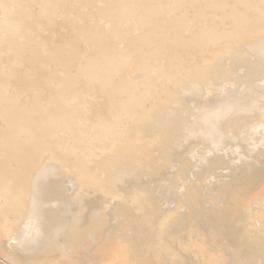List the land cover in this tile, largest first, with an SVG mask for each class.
I'll list each match as a JSON object with an SVG mask.
<instances>
[{"label":"bare ground","instance_id":"obj_1","mask_svg":"<svg viewBox=\"0 0 264 264\" xmlns=\"http://www.w3.org/2000/svg\"><path fill=\"white\" fill-rule=\"evenodd\" d=\"M32 1L0 38L56 99L3 93L0 264H264V0H75L86 59Z\"/></svg>","mask_w":264,"mask_h":264},{"label":"rangeland","instance_id":"obj_2","mask_svg":"<svg viewBox=\"0 0 264 264\" xmlns=\"http://www.w3.org/2000/svg\"><path fill=\"white\" fill-rule=\"evenodd\" d=\"M34 1H35V0H34ZM39 1H40V2H37V1L34 2V3H36V4H34L33 1H32L31 3H29V6L31 5L32 8H34V6L37 5L36 8H34L35 10L37 9V7H41V6H42L41 8H39V9L41 10L40 12H37V11H39V9H38L37 11H35V10L32 9V11L36 14L35 19H36V23L38 22L37 25H39L40 22H41V23H40L41 26L44 24V26H42V27H41L40 25H39L40 27L36 25L37 27L35 26L34 31H36V29H38V30L40 31L39 33H41V32L44 30V32H46V33H44V32L41 33V34L37 33L38 35H37V36H34V35H36L35 33L38 32V30H37V31L33 34V36H34L35 38H34L33 36H32V39L30 38V41L32 40L31 42L38 43V41H39L38 39L41 37L40 35H42V36H44L45 38H44V37H43V38L41 37L42 39H40V41L43 40V41H41L42 44L46 42V43H45V45H46V44H48V42H49V41H48L49 38H50V40H51V38H53V40H52L51 42H49V46L47 45L48 48H51L50 43H53L52 45H56L57 42L59 43V42L61 41L62 43H65V41H68V40L71 41V40L73 39L72 41L75 40V42H77V43L80 41L78 45H76L77 43H75V42L73 43V42L71 41L72 44H75V45L77 46L78 51H79V48L82 49V47H89V48H92L91 51H93V53L91 52V53H89V54H87V55L84 54L85 59L88 58L87 56H90V54L93 55V54H95L94 52H97V50L94 49V48L97 47V45H96V41H95L97 38L95 39V35H92L93 32H91V30H89V33H90L89 35H90V36L92 35V38H93L94 40L91 41L92 38H91L90 36H89V38H91L90 40H87V39H86L87 37H85V35L88 34V32H87L88 30L85 31V29H87L88 23H87V21L85 20V17H86L85 14H83V13L77 8V5H76L77 3L75 2V0H68V1H70V2L66 1L67 4H65V2H63V1H65V0H63V1H62V0H54V1H53V0H50V2L47 1V0H44V1L47 2V4H45V2H42L43 4H41V5L39 4L40 6L38 5V3H41L42 0H39ZM52 1H53L54 3H53ZM57 2H58V3H57ZM60 2H61V4L64 5V7H63V6H59ZM62 2H63V3H62ZM71 2H72V3H71ZM73 2H74V3H73ZM48 3H49L50 6H51L52 3H53V5H54L55 3H57L58 6H57L56 4H55V5H56L57 7H60L62 12L59 13V15H58V12L60 11V9L57 8L55 5H54V7H53V6H52V7H49ZM69 3H71L72 8H73L72 10H74V11L76 12V14H79V15H82V14H83L85 17L81 16V18H80V17H78L79 15H76V17L78 18V19H77L76 17H74L75 14H73V16H72L73 18H72V17L70 16V15H72V14H69L70 12L73 13V11H71V10L69 9L70 6H69L68 10H67V8H66V6H68ZM44 4L47 6V7H46V10L49 9L50 11H49V10L46 11L45 8L42 9L43 7H45ZM73 4H75V5H74L75 7H73ZM43 5H44V6H43ZM65 5H66V6H65ZM48 7H49V8H48ZM78 7H79V4H78ZM50 8H52V9H50ZM54 8H55V9H54ZM56 8H57V10L59 9L58 12H56V11H57ZM63 8H64V9H63ZM65 8H66V9H65ZM62 9H63L64 11L67 10V11H65L66 13H65ZM55 10H56V11H55ZM69 10H70V11H69ZM78 10H79L81 13H78V12H79ZM51 11H52V12H51ZM68 11H69V13H68ZM77 11H78V12H77ZM54 12L58 15L57 17H59V19L56 20V17L54 18V16L56 15ZM47 13H48V14H47ZM53 13H54V14H53ZM62 13H65V14L62 15ZM67 13H68V14H67ZM42 14H46V15H42ZM40 15H42L43 18L46 17V20H45V18L42 19V17H40ZM49 15H50V16H49ZM51 15H53V19H52V20H53V21L56 20L55 22L51 21V18H52ZM67 15H68V16H67ZM47 16H48V17H47ZM64 16H65V17H64ZM28 17H29V16H28ZM28 17L26 16V22H27V21H30V20L32 19V18L29 19L30 17H29V18H28ZM49 17H51V18L49 19ZM27 18H28L29 20H28ZM47 18H48L50 21H48ZM63 18H64V19H63ZM65 18H66L67 20H66ZM35 19L33 18L32 20L35 21ZM62 19H63V21H60V20H62ZM75 19H76V20H75ZM80 19H83V20H80ZM58 20H59V21H58ZM47 21H48V22H47ZM64 21H65V22H64ZM67 21H68V22H67ZM71 21H72V22H71ZM43 22H44V23H43ZM52 22H53V23H52ZM56 22H58V23H56ZM59 22H61V23H59ZM62 22H63V23H62ZM76 22H77V23H76ZM78 22H80V23H78ZM47 23H49L50 26H49ZM55 23H56V26H55ZM82 23H84V25H83ZM51 24H52V26H51ZM60 24H61V25H60ZM63 24H64V27H62ZM71 24H72V25H71ZM75 24H76V25H75ZM47 25H48V26H47ZM53 25H54L55 27H54ZM58 25H60V26H59V31H58V29H57ZM68 25H69V27H68ZM70 25H71V26H70ZM73 25H75V26H73ZM77 25H79L78 28H77ZM80 25H81V27H80ZM72 27H73L74 30L72 29ZM83 27H84L85 29H83ZM43 28H45V29H43ZM49 28H52V29H49ZM55 28H56V29H55ZM75 28H76V30H75ZM80 28H81V29H80ZM46 29H47V30H46ZM60 29H62V30H61V33H60ZM66 29H67V30L70 29V30H72V31H69V32H70V33H69V32H67V31H65ZM78 29H79V30H78ZM82 29H83V31H82ZM41 30H42V31H41ZM55 31H56V32H55ZM62 31H65V33L62 32ZM76 31H79V32H76ZM81 31H82V32H81ZM84 31H85L86 33H84ZM72 32H73V33L76 32V33H78V35L80 34V36H78L76 33L72 34ZM57 33H58V35H57ZM81 33H82V35H81ZM31 34H32V33H30V36H31ZM94 34H95V33H94ZM50 35H51V36L53 35V36L50 37ZM60 35H61V37H60ZM71 35H72V36H71ZM38 36H39V37H38ZM57 36H58V37H57ZM82 36H83V37H82ZM86 36H87V35H86ZM0 37H1V36H0ZM36 37H37V39H36ZM47 37H48V38H47ZM55 37H56V38H55ZM78 37H79V38H78ZM84 37H85V38H84ZM1 38H2V37H1ZM1 38H0V43H2V44H0V45H1V47L3 48V50H1L2 48L0 47V48H1V49H0V53L4 52V53H2V54H5L6 57H5L4 55L0 54V55H1V56H0V65H1V66H0V74H1V75H0V97L2 96V97H1L2 99L0 98V104H5V103L7 104L8 101H10V103H11L12 105H14L15 102H16V99H17V101H18L19 103H21L20 101H24V102H22V103L25 104V105L28 104V105H27L28 108H31V106L35 105V103H36V102L33 101V98L35 99V95H34V93H32V91H34V89H35V90L38 89V90H39V91L37 90L38 95H41L42 98L44 97V98L42 99V103H43L44 101H46L45 99H47L48 102H49L50 100H53V101L55 102V99H56L55 96H56V95L54 94V92H53L52 89H50V90H52V91H50V90L48 91V90H47V88L49 89V87L46 88V86H45L46 84H45L42 80L40 81L41 84H38V85H37V83H39V82H38V81L33 82V81H35V78H32V82H33V83L31 82V83H32V85H31V84L27 81V79H26V78H27L26 76H28L29 73L31 74V72L33 73V72L39 71L38 69H35L36 71H34V67H33V66H36V68H37V67H38V68L40 67V69H41V68H42L41 63H43V62H42V61H43V58L39 60L41 63H40V62H37V63H39V64H36V63H35V64H33V65H29V64H30L29 61H26L27 58H29V54H28L29 52L25 49V46H24L23 44H25V42L28 41V39H27L28 37H24V38H26L27 40H26V39L24 40V38H23V39H20V40L18 39V37L15 38V40H18V42H17V43H18V48H15V47H14V46H16V44H15L14 46H12V48L14 47L13 49H15V51L13 50L14 52L8 48V47L11 48V46H6V45H7V44H6L7 42L5 43V42L3 41V39H1ZM20 38H21V37H20ZM46 38H47L48 40H47ZM77 38H78V39H77ZM89 38H88V39H89ZM33 39H35L36 41H35V40L33 41ZM60 39H61V40H60ZM70 39H71V40H70ZM23 40H24V42H22ZM56 40H57V41H56ZM58 40H59V41H58ZM62 40H63V41H62ZM76 40H77V41H76ZM2 41H3V42H2ZM19 41H21L20 44H19ZM44 41H45V42H44ZM54 41H55V43H54ZM81 41H82V42H84V41H89L88 43H90L91 47L87 44V42H84V43L86 44V46H84L85 44H84V43H81ZM90 41H91V42H90ZM41 42H40V44H41ZM26 43H27V42H26ZM62 43H61V44H62ZM92 43L94 44V46H95V45H96V46H95V47L92 46ZM3 44H4V45H3ZM5 44H6V45H5ZM21 44H22V45H21ZM61 44H57V45H61ZM66 44H67V42H66ZM69 44H70V42H69ZM69 44H68V45H69ZM80 44H82V45H81L82 47L80 46ZM83 44H84V45H83ZM25 45H26V44H25ZM64 45H65V44H64ZM4 46H6L7 49H6V47H4ZM43 46H44V44H43ZM66 46H67V45H65V47H66ZM16 47H17V46H16ZM20 47H21V48H20ZM68 47H69V46H67V48H68ZM4 48H5V49H4ZM12 48H11V49H12ZM18 49L21 50V52H20L21 54L18 53V52H19ZM24 49H25V51H27L26 53L28 54V55L26 54V56H25L24 51H23ZM93 49H94V50H93ZM8 50H9V51H8ZM43 50H44V49H43ZM82 50H83V51H82ZM82 50H80V51L78 52L79 55L77 54L79 58L82 57V55H83L84 51L86 50V48H83ZM95 50H96V51H95ZM1 51H2V52H1ZM10 51H12V52L10 53ZM17 51H18V52H17ZM45 51H46V50H45ZM6 52H7V53H6ZM8 52H9L10 54H9ZM86 52L88 53V52H89V49H88V51L86 50L85 53H86ZM16 54H17V55H16ZM9 55H10V56L12 55V56L10 57ZM14 55H15V58H14ZM80 55H81V56H80ZM2 56L5 57V59H4ZM22 56H23V57H22ZM24 56H25V57H24ZM84 56H83V57H84ZM1 57H2V59H1ZM26 57H27V58H26ZM83 57H82V59H83ZM7 58H8V59H7ZM18 58H19V60H17ZM20 59H21V60H20ZM80 59H81V58H80ZM6 60H7V61H6ZM8 60H9V61H8ZM15 60H16V61H15ZM23 60H24V61H23ZM28 60H30V58H29ZM14 61H15L16 63H15ZM18 61H19L20 65H17ZM46 61H47V60L44 59V62H45V63H47ZM7 62H8V63H7ZM23 62H24V63H27V65L24 64ZM4 63H5V64H4ZM28 63H29V64H28ZM45 63H43V64H45ZM10 64H12V65H10ZM4 65H5V67H4ZM6 65H8L9 67L12 66V68L10 67V69L8 70L9 67L7 68ZM14 65H15V66H14ZM45 65H46V64H45ZM45 65H44V66H45ZM16 66L19 67V68H17ZM26 66H27V67H26ZM28 66H30L31 68L28 67ZM14 67H15L16 69H15ZM21 68H22V69H21ZM26 68H27V69H26ZM12 69H14L15 71H13ZM29 69H30V71H27V70H29ZM4 70H7L8 72H10V71L12 72V71H13V73L15 72L16 76L12 77L13 74L11 75V73H10V75H8V74H7L8 72L6 71L5 73L8 75V76H7V75L4 73ZM17 70H18V72L20 71V72H19V73H20L19 76L21 75V76L23 77L24 73L26 74V75L24 76V77H26V78H24V81H22V79L19 78L18 74L16 73ZM1 71H2V72H1ZM22 71H23V72H22ZM25 71H27V72H25ZM39 72H40V71H39ZM15 74H14V75H15ZM2 75H4V76H2ZM5 75H6V76H5ZM1 76H2V77H1ZM9 76H11V78H13L12 80H14V78H15V80L11 82V79H10ZM21 76H20V77H21ZM4 77H5V79H4ZM17 77H18L19 79H18ZM6 79H8V80H6ZM16 79H17L18 81H16ZM25 79H26V81H27L30 85L28 84V86H27V82L25 81ZM43 80H45V79H43ZM1 81H2L3 83H2ZM15 81H16V82H15ZM1 83H2V84H1ZM17 83H18V84H17ZM34 83L36 84V87H33ZM5 84H6V85H7V84H10V85H9V86H8V85L6 86ZM19 84H20V85H19ZM21 84H22V85H21ZM4 85H5V86H4ZM16 85H17V86L19 85V87H15ZM12 86L14 87V90H13V87H12ZM22 86H23V87H22ZM30 86L33 88V90H32V88L29 89ZM37 86H38L39 88H38ZM42 86H44V87H42ZM20 87H21L22 89H23L24 87H25V88L27 87V88L29 89V91L31 90V92L29 93L28 90H26V89L22 90V89H21V91H23L22 94H21L20 91H19ZM40 87H41V88H40ZM6 88H7V89H6ZM9 88H11V90H10ZM17 88H18V89H17ZM42 88H43L44 90H43ZM40 89H42V91H41ZM8 90L13 91V93H11V94H12V95L14 94L13 96L16 97V98H13V96L11 97V94H9L10 91H8ZM15 90H16V91H15ZM25 90H26V91H25ZM45 90H46V91H45ZM6 91H7V93H5ZM47 91L50 92V93H51L50 95H52V96H49V95H48L49 93H47ZM14 92H15V93H14ZM18 92H19V95L21 94L20 97H19L18 94H16V93H18ZM24 92H25V93H24ZM3 93L7 95V96L5 95V97H7V98H10V97H11V98H13L15 101L13 100V101H14V102H13L11 98L8 99V101H7V100L5 99V97L3 98V95H4ZM31 93H32V95H31ZM15 94H16L18 97H17ZM8 95H9V96H8ZM53 95H55V96H53ZM21 96H22V99H21ZM46 96H48V98H46ZM49 97H50V98L52 97V98L50 99ZM53 97H54V99H53ZM19 99H21V100L19 101ZM48 99H49V100H48ZM47 101L44 102V103L46 104ZM53 101H52V102H53ZM33 102H34V103H33ZM50 102H51V101H50ZM50 102L47 103V104L52 105V106L55 105V103L53 104V103H50ZM13 103H14V104H13ZM22 103H21V104H22ZM32 103H33V104H32ZM30 104H31V105H30ZM0 107H1V105H0ZM23 107H26V106L23 105ZM50 107H51V106H50Z\"/></svg>","mask_w":264,"mask_h":264}]
</instances>
